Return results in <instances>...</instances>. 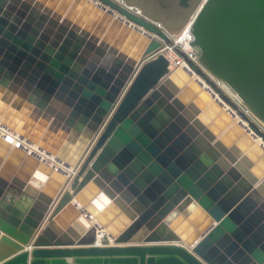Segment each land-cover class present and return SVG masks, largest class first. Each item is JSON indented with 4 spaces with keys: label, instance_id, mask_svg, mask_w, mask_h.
<instances>
[{
    "label": "water",
    "instance_id": "1",
    "mask_svg": "<svg viewBox=\"0 0 264 264\" xmlns=\"http://www.w3.org/2000/svg\"><path fill=\"white\" fill-rule=\"evenodd\" d=\"M192 16L264 115V59L225 39L264 54V0H0V264H264V130L172 42Z\"/></svg>",
    "mask_w": 264,
    "mask_h": 264
},
{
    "label": "bare ground",
    "instance_id": "2",
    "mask_svg": "<svg viewBox=\"0 0 264 264\" xmlns=\"http://www.w3.org/2000/svg\"><path fill=\"white\" fill-rule=\"evenodd\" d=\"M93 4H95V3H93ZM114 17H118V16L114 15ZM245 18H248L251 20L250 17H245ZM231 20L234 21L233 23L235 24V26H234V28H228L226 30V36H225L226 48L230 51V53L239 54L240 57L248 56L249 59H251V61L249 62L250 66L253 65L256 60L262 61L264 59V54L262 51V48H263L262 41L263 40L261 38L260 30L257 29V27L255 25H252V24L249 27L242 26V24H238L236 18H234V17ZM192 22H193V18H191L188 21V23L185 26L184 30L182 31L180 37L174 40L175 43L173 41V43L176 47H177L176 44H178L182 47V49H184V51H187V52H189L191 50V47H192V39H191V36L189 35L190 34L189 28H190ZM248 36H251V43L246 42V37H248ZM255 38H256V40H255ZM257 38H261V40H257ZM172 52H173V50L169 47H167V48L165 47L162 50V53H164L165 55H167L171 59V67H176V66H182L183 67L184 63L182 61L177 62L175 59V55ZM193 60L210 77V79H212L213 81L218 83L219 87L223 91L228 93L230 96L234 97V99H236V101L241 106H244L247 114H249L251 119H253L258 125H260L261 127L264 128V115L262 113L263 111L261 112V109L258 107V104L255 101H253L252 98L247 96L242 90H240L239 86L234 84L232 81H230L226 77L221 76V75L220 76L211 75V72L209 71L210 70L209 64L205 58L199 56L198 58L193 59ZM257 63L259 65V62H257ZM243 64H244V62H243ZM244 67L246 68L245 64H244ZM258 68H262L261 65ZM258 68H256L254 70V73L251 76L252 79H254L255 77L258 76V74H259ZM245 70H248V69H245ZM212 97H214V99H216L215 96L212 95ZM224 109L228 110L226 107ZM231 116L234 117L235 115L233 113H231ZM236 118H235V120L237 122L241 123V120L238 117H236ZM4 134L7 137V139L9 140V142H11L12 144L20 143L24 147L28 146V145H26L25 141H20L19 139H17V137L13 136L11 133L6 132ZM256 142L259 143L260 140L256 139ZM27 149H28V151H30L33 154H34V151L37 154H41V157L43 156L47 160L53 159L52 156H49V155L45 154L44 152H39L35 146H29ZM53 165L56 166V168H58L60 170L65 169L63 164L55 162V163H53ZM68 171H70V170H68ZM101 239H107V237L105 236V233L103 231H98L97 242L100 241Z\"/></svg>",
    "mask_w": 264,
    "mask_h": 264
},
{
    "label": "rangeland",
    "instance_id": "3",
    "mask_svg": "<svg viewBox=\"0 0 264 264\" xmlns=\"http://www.w3.org/2000/svg\"><path fill=\"white\" fill-rule=\"evenodd\" d=\"M191 18H194V16H192ZM190 18V19H191ZM189 35L191 36V39H192V47H191V50L189 51V52H187V51H184V49H182V47L180 46V45H178V44H176L177 45V47L179 48V49H181V50H183L185 53H187L188 54V56H190V58H192V59H196V58H198L199 56H200V48L199 47H197V46H194L193 45V35H192V30L189 28ZM171 40H172V42L175 40V38L172 36L171 37ZM174 43H175V41H174ZM228 44V43H227ZM174 55H175V59H176V61L178 62V61H181V60H179V57L174 53V52H172ZM211 75H213L212 73H211ZM215 82V81H214ZM219 86V85H218ZM225 92V91H224ZM226 93V92H225ZM234 102H236V104L239 106V107H241L242 109H244L245 110V108H244V106H241L237 101H236V99H234V97H232V96H230L228 93H226ZM246 115L249 117V118H251L250 116H249V114H247V112H246ZM235 117V116H234ZM236 118V117H235ZM237 119V118H236ZM262 130H264V128L263 127H261L260 125H258Z\"/></svg>",
    "mask_w": 264,
    "mask_h": 264
},
{
    "label": "crops",
    "instance_id": "4",
    "mask_svg": "<svg viewBox=\"0 0 264 264\" xmlns=\"http://www.w3.org/2000/svg\"><path fill=\"white\" fill-rule=\"evenodd\" d=\"M19 180L22 183V186L20 188L17 186ZM15 181L16 182L10 180V184L15 187V189H12L10 191V195L8 196V198L17 201L26 197L28 182L27 179H15ZM13 192H15L16 194L13 195Z\"/></svg>",
    "mask_w": 264,
    "mask_h": 264
},
{
    "label": "built area",
    "instance_id": "5",
    "mask_svg": "<svg viewBox=\"0 0 264 264\" xmlns=\"http://www.w3.org/2000/svg\"><path fill=\"white\" fill-rule=\"evenodd\" d=\"M164 55H165V54H164ZM165 57L169 59L170 64H171V59H170L167 55H165ZM179 60H181V59L179 58ZM7 140H8V139H7ZM8 141H9V140H8ZM10 143H11V142H10ZM14 145H17L18 147L21 146L20 143H16V144H14ZM25 147H27V146H25ZM100 243H102V244H108V243H109V240H107V239H101Z\"/></svg>",
    "mask_w": 264,
    "mask_h": 264
}]
</instances>
